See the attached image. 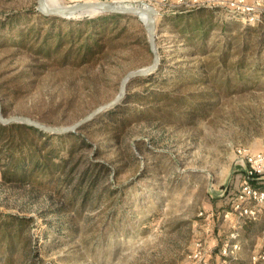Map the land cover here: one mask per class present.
<instances>
[{"label":"rangeland","instance_id":"1","mask_svg":"<svg viewBox=\"0 0 264 264\" xmlns=\"http://www.w3.org/2000/svg\"><path fill=\"white\" fill-rule=\"evenodd\" d=\"M83 1L57 0L61 5ZM159 1L153 6L158 12L157 49L164 71L160 80H155L157 72L131 79L127 94L134 93L135 100L118 105L130 112L159 106L141 96L146 97L151 89L173 91L179 84L174 80V84L161 83L162 78L172 82L174 75L196 74L198 81L181 90L185 94L205 92L209 117L191 125L140 114L127 121L122 133L115 134L109 124L115 113L120 118L126 111L116 105L96 115L74 133L85 141L74 158L81 167L89 163L107 167L87 203L81 197L75 207L57 188L39 189L4 179L0 171V212L32 217L30 230L36 239L31 247L34 257L17 254L13 264H209L212 249H219L229 239L222 241L225 234L233 232L236 216L226 217L228 211L216 214L211 201L240 188L245 171L240 150H264V41L260 44L264 28L252 30L241 22L238 36L237 26L230 22L236 14L222 9L217 15L223 23L228 22L227 32L223 34L222 24L216 21L207 30L211 15L189 17V12H179L194 10V6L178 4L180 0ZM246 1L256 19L264 20V0ZM117 5L143 7L151 1L123 0ZM40 14L37 0H0V103L8 109L7 117L30 116L58 126L75 124L117 97L121 80L129 71L152 62L143 17L133 14H127L134 17L121 23L128 26L127 35L114 32L106 52L91 62L79 63L78 59L60 66L12 41L3 44L5 37L15 39L32 24L43 26ZM103 14L93 11L65 19ZM178 15L183 17L176 23L172 18ZM17 17L22 21L15 20ZM200 21H205L203 30L193 31ZM186 23L187 34L209 32L204 43L195 39L197 48L203 44L207 51L218 54L225 43L236 45L230 60L243 52V62L248 65L243 74L228 71L224 76L216 60L204 75L201 63L210 61L214 53L189 55L195 44L189 45L187 34L180 32ZM57 24L68 28L66 21ZM204 76L210 83L202 82ZM70 176L76 180L78 174ZM214 239L217 244L212 246ZM200 242L205 253L196 261L190 255ZM256 247V253L264 252V233ZM252 250L244 252L241 242L239 251L233 252L234 260L243 253L249 256ZM222 257L224 264H233ZM4 263L0 257V264Z\"/></svg>","mask_w":264,"mask_h":264},{"label":"trees","instance_id":"2","mask_svg":"<svg viewBox=\"0 0 264 264\" xmlns=\"http://www.w3.org/2000/svg\"><path fill=\"white\" fill-rule=\"evenodd\" d=\"M220 10L215 7H200L179 13L189 12V17L198 14L211 15L210 28L206 26L204 28H207V30L211 29L214 21H216L222 24L221 29L224 34L227 32L228 22L223 23L218 18L217 14ZM40 17L45 20L43 26L32 24L27 29L20 30L15 39L10 38L9 40L4 36L5 42L3 44L12 41L16 46L29 50L37 55L38 58L45 59L48 62H56L61 66L78 59L79 63L91 62L98 55L104 54L107 44L111 43L115 38L114 32L119 30L118 36L127 35L128 26L126 24L122 26V21L134 16L110 13L93 18L84 17L70 21L62 17L56 18L42 14H40ZM182 17V15H178L172 19L178 23L179 18ZM15 20L21 19L17 17ZM59 21H66L68 28L58 25L57 22ZM204 22H198L199 24L195 25L192 30L194 31L196 28L203 30L201 25H204ZM230 22L237 26L238 36L242 32L238 29L241 22L246 24V28L252 30L259 31L264 28L263 19L250 23L243 22L241 17L233 16ZM189 31L187 23L184 26H180V32L184 33V35ZM208 35V31L199 35H191L190 33L185 35L189 45L195 44L193 46L194 51H191L189 55L195 56L200 51L201 54L211 53V51L214 53L210 61L201 63L204 75L210 73L212 69L211 61L214 63L216 60L218 61L216 64L220 67L224 76H228V71H234L238 76L243 74V71L248 66L243 62V52H238L240 56L236 60H230L231 51L238 49L232 42L225 43L218 51V54L215 50L207 51L208 48L203 44L199 46L200 48H197L195 39H201V42L204 43L203 40ZM228 38L231 39V35ZM263 41L264 33H261L260 44ZM163 71L164 66L161 64L160 69L154 74V76H157L155 80H160ZM197 77L196 74L195 77L192 74H178L173 76L172 82L162 78L161 83L174 84V80L179 84L175 85L176 89L173 91L167 88L151 89L146 97L141 96L142 99L150 100L149 102L157 101L159 106L130 112V108L118 105L117 108H122L126 112H123L124 117L120 118H118V113L114 114L113 120L109 124L110 131L115 130V134L122 133L125 130L127 121L130 118L139 117L140 114L145 117L169 119V121L177 120L179 124L191 125H197L199 121L207 119L209 117V107L206 105L207 100L204 97L206 93L189 92L185 94L181 90L184 86L194 85L199 79ZM225 81L226 84L230 83L229 79ZM202 82L210 83L208 76H204ZM134 100L135 94L129 92L123 101L129 103ZM7 111L8 109L3 107V113L6 114ZM83 144H85L83 138L74 133L51 134L22 123L15 122L6 125L0 122V171H2L4 179L18 180L28 185L32 184L39 189L53 190L57 188L56 190L59 191L60 195L67 194L68 202L72 207H75L79 198L82 197L85 202L87 201L89 195L98 187L101 173L107 167L105 164L94 165L91 163L81 167V164L75 160L74 155ZM72 173L73 175L78 174L76 180H71L73 179L70 176ZM238 190H229L220 200L211 201L216 214L231 211L232 202ZM32 221V217L27 218L0 212V257L4 258V264H13L17 254L24 258L29 257L32 259L34 257L35 253L32 252L33 248L31 250V247L36 239L30 230ZM250 221L254 220H246L241 227L249 224ZM232 262L235 263V260H232Z\"/></svg>","mask_w":264,"mask_h":264},{"label":"built area","instance_id":"3","mask_svg":"<svg viewBox=\"0 0 264 264\" xmlns=\"http://www.w3.org/2000/svg\"><path fill=\"white\" fill-rule=\"evenodd\" d=\"M93 1V0H84ZM112 3H120L123 0H96ZM134 1V0H133ZM151 1V5L160 3L159 0ZM190 2V3H189ZM192 5V9L200 7H215L226 9L235 16L241 17L245 22L254 23L259 21L250 11V7L246 0H180L178 4ZM241 160L245 165V171L241 180L240 188L232 202V209L226 212V217L232 214L236 216V223L233 225V233L229 239L220 246V254L228 260L232 261L236 257L233 252L239 251L241 248L240 232L243 222L252 219L256 220L260 217V211L264 206V150L251 151L249 149L240 150ZM205 253L203 245L197 244L195 251L190 255L191 259L200 261ZM264 263V252H258L251 255L250 264ZM200 264H203L201 261Z\"/></svg>","mask_w":264,"mask_h":264},{"label":"water","instance_id":"4","mask_svg":"<svg viewBox=\"0 0 264 264\" xmlns=\"http://www.w3.org/2000/svg\"><path fill=\"white\" fill-rule=\"evenodd\" d=\"M38 11L45 16H51L56 18H76L77 16H88L85 14V11L96 10L97 12H103L104 14L116 13V14H133V15H144V18H141L145 24L146 32L149 34V49L153 54V59L151 64L145 66V68L129 71L122 80V88L117 97L112 99L111 102L98 107L94 112L88 114L84 118H81L79 122L72 125H51L48 123H43L39 120H36L32 117L22 116V115H12L5 116L3 113V106L0 103V122L3 124L9 125L12 123H22L27 126L37 128L43 132H49L51 134H63V133H75L79 127L90 122L96 117V115L101 114L104 111L112 109V107L120 104L126 97L127 90L129 87V81L133 78L145 77L157 72L160 69L161 65V56L160 52L157 49V39L158 33L156 29V19H157V9L153 5L147 6H120L112 2L104 1H83L76 2V4L68 5H59L51 6L47 0H37Z\"/></svg>","mask_w":264,"mask_h":264},{"label":"crops","instance_id":"5","mask_svg":"<svg viewBox=\"0 0 264 264\" xmlns=\"http://www.w3.org/2000/svg\"><path fill=\"white\" fill-rule=\"evenodd\" d=\"M212 209L214 211L213 205H212ZM239 232H240V240L242 242L244 252H246V250L247 251L250 250L251 248L253 250L249 256L248 255L244 256V253H243L240 258L235 260V263H233L230 260H229L230 261L229 263L250 264L251 255L256 253V248H257L256 246L259 244L261 234L264 233V206L262 207V209L260 211V217L254 221H250L249 224L245 225L244 227H241L239 229ZM230 233H233V232H231V230H230L229 233L225 234L227 236L222 238V241L225 240V238H227L228 236H230ZM220 243H222V242H220ZM220 243H218V244H220ZM216 244H217L216 239H214L212 241V246H215ZM263 249H264V247L262 248V250ZM214 250H216V251H214ZM217 251H219V249H217V247L212 249V256L209 260L210 261L209 264H224L225 260H223V257L220 254V252H217ZM258 252H263V251H258ZM262 264H264V263H262Z\"/></svg>","mask_w":264,"mask_h":264},{"label":"bare ground","instance_id":"6","mask_svg":"<svg viewBox=\"0 0 264 264\" xmlns=\"http://www.w3.org/2000/svg\"><path fill=\"white\" fill-rule=\"evenodd\" d=\"M47 2L51 5V6H59L62 4V2H57V0H47ZM122 6V5H121ZM93 11H96V10H88V11H85L84 13L86 14H91L93 13ZM140 17H143L144 18V15H138Z\"/></svg>","mask_w":264,"mask_h":264}]
</instances>
